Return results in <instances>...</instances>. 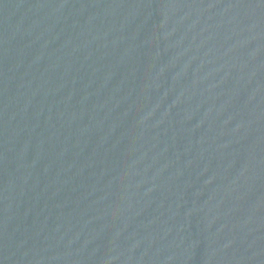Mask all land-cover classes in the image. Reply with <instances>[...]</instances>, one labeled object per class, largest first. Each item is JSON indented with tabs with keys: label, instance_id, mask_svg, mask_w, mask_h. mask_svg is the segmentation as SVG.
Masks as SVG:
<instances>
[{
	"label": "water",
	"instance_id": "95a60500",
	"mask_svg": "<svg viewBox=\"0 0 264 264\" xmlns=\"http://www.w3.org/2000/svg\"><path fill=\"white\" fill-rule=\"evenodd\" d=\"M0 264H264V0H0Z\"/></svg>",
	"mask_w": 264,
	"mask_h": 264
}]
</instances>
